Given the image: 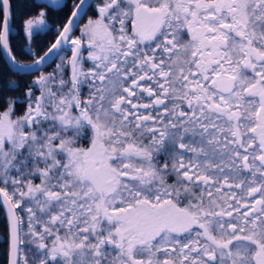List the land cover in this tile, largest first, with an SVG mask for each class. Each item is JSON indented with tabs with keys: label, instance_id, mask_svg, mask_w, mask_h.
I'll use <instances>...</instances> for the list:
<instances>
[{
	"label": "snow or ice",
	"instance_id": "obj_1",
	"mask_svg": "<svg viewBox=\"0 0 264 264\" xmlns=\"http://www.w3.org/2000/svg\"><path fill=\"white\" fill-rule=\"evenodd\" d=\"M0 14L8 264H264V0H76L30 63Z\"/></svg>",
	"mask_w": 264,
	"mask_h": 264
},
{
	"label": "trees",
	"instance_id": "obj_2",
	"mask_svg": "<svg viewBox=\"0 0 264 264\" xmlns=\"http://www.w3.org/2000/svg\"><path fill=\"white\" fill-rule=\"evenodd\" d=\"M74 2H76V0H67V7L61 9H53L51 7L42 9L36 6L43 5L38 3L37 0H11L14 19L11 23L12 32L10 33V47L13 49L18 62L29 63L36 58L30 54L29 48L36 52L37 55H42L47 50L56 37L55 30L57 25H62V23L66 21ZM41 10L46 11V21L50 27L43 32H35L33 39L29 41L23 31L24 21L28 18L37 16ZM0 23H2V14H0ZM82 23L83 21L81 24ZM55 63L56 61L44 71L50 70ZM36 75L37 74L18 75L13 73L6 66L0 53V103L8 99L19 98L23 100L25 86L30 84ZM14 85H19V88L16 89ZM24 110L25 106L23 103L18 102L15 105L16 115H22ZM6 259L7 225L4 214L0 208V264H6Z\"/></svg>",
	"mask_w": 264,
	"mask_h": 264
},
{
	"label": "water",
	"instance_id": "obj_3",
	"mask_svg": "<svg viewBox=\"0 0 264 264\" xmlns=\"http://www.w3.org/2000/svg\"><path fill=\"white\" fill-rule=\"evenodd\" d=\"M69 15H70V14H69ZM55 39H56V37H55ZM55 39H54V41H55ZM54 41H53V42H54ZM53 42H52V43H53ZM46 51H47V50H46ZM43 54H44V53H43ZM43 54H42V55H43ZM68 54H69V56L71 55L70 51L68 52ZM1 56H2L3 61H4L5 64H6V66H7V67L9 68V70L12 71L13 73H16V74H18V75H33V74L17 73V72L14 70V69H15V66L11 64L9 58H8L6 55H4L3 53H1ZM57 58H58V57H56L55 60H52L51 57H49L48 60H46V62H45V65H46V66L43 67V70L46 69L48 66H50L53 62H55V61L57 60ZM34 59H35V58H34ZM29 63H30V62H29ZM68 72H70V69H68ZM37 73H39V72H36V73H34V74H37ZM0 208H1L2 212H3V214H4V218H5V221H6V225H7V240H8V218H7V210H6V208L3 206L2 202H0ZM7 249H8V243H7ZM6 264H8V256H7V259H6Z\"/></svg>",
	"mask_w": 264,
	"mask_h": 264
},
{
	"label": "rangeland",
	"instance_id": "obj_4",
	"mask_svg": "<svg viewBox=\"0 0 264 264\" xmlns=\"http://www.w3.org/2000/svg\"><path fill=\"white\" fill-rule=\"evenodd\" d=\"M37 2L38 3H41V4H46V0H37ZM82 25V24H81ZM41 32H43V31H41ZM35 33V32H34ZM76 34L78 35L79 34V29H77L76 30ZM84 55L86 56L87 55V52L85 51L84 52ZM59 62V58L57 59V61H56V63H58ZM56 63H55V65H56ZM55 65L50 69V70H48V71H44V72H51L52 71V69L55 67ZM89 67V62H85V69L87 70V68ZM37 75H39V73H37ZM36 75V76H37ZM35 78V77H34ZM33 78V79H34ZM87 93V87H85V94ZM16 116H20V115H16Z\"/></svg>",
	"mask_w": 264,
	"mask_h": 264
},
{
	"label": "flooded vegetation",
	"instance_id": "obj_5",
	"mask_svg": "<svg viewBox=\"0 0 264 264\" xmlns=\"http://www.w3.org/2000/svg\"><path fill=\"white\" fill-rule=\"evenodd\" d=\"M38 182V181H37Z\"/></svg>",
	"mask_w": 264,
	"mask_h": 264
}]
</instances>
